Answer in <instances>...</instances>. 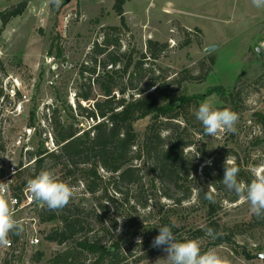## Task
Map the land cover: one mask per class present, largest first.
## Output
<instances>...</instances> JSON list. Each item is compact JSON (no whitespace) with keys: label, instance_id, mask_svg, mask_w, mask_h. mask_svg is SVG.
<instances>
[{"label":"rangeland","instance_id":"obj_1","mask_svg":"<svg viewBox=\"0 0 264 264\" xmlns=\"http://www.w3.org/2000/svg\"><path fill=\"white\" fill-rule=\"evenodd\" d=\"M24 1L0 0V29L1 14L14 11ZM115 1L72 0L64 5L65 0H60L57 6L53 0H32L25 4L22 15L12 18L3 28L0 65L6 76L19 78L27 87L32 97L27 116L30 111L37 110V118L44 120L47 110L54 115L55 108H58L64 120L77 123L82 129H89L94 124L77 114L80 69L87 63L94 43L102 41L103 29L120 26V18L114 11ZM123 11L129 30L122 31V51L129 57L132 49L140 54L146 53L149 40L167 44L168 49L161 58L154 65L150 60L145 67L154 68L160 81L166 78L180 81L173 86L176 95L183 93L200 98L198 104L186 110L181 121L183 127L186 126L190 133L196 132L195 127L204 129L195 113L206 100L216 108L231 109L239 116L234 133L196 135L197 145L189 150L194 153L200 148L210 158L201 162L198 176L212 160L223 168L228 156L238 165V175L243 174L249 183L255 178V170L264 172V122L258 116V113L264 115V7L256 8L252 0H125ZM208 47H215V50L206 53ZM138 58L134 56L135 61ZM186 70L198 78L183 81ZM129 77L128 74L123 79L124 84L132 79ZM135 78L133 83H136ZM220 88L227 92L234 89L239 93L237 107L224 103L217 93L209 94L210 89ZM95 94H98L97 90ZM130 94L128 91L126 96ZM83 106L89 104L83 103ZM28 120L27 117L21 118L20 126L28 124ZM150 121L148 117L135 123L136 132L143 135ZM38 141L36 138L35 146ZM199 157L200 154L196 159ZM49 171L59 178L56 170ZM64 183L70 185L69 180ZM145 183V193H134L135 207L124 205L119 208L129 223L139 229L137 231L151 237L148 227L166 213L171 214L184 233L207 222L205 209L197 205L194 198L183 206L171 207V202L156 197L159 194L154 195L150 183ZM70 186L75 193L70 201L88 209L96 205L82 183ZM223 193L230 197L235 195L228 189ZM109 194H114L111 188ZM150 195H154L155 200H149L148 208L143 209L142 203L145 198L151 199ZM221 197L217 196V201ZM45 206L40 202L33 209L21 211L18 220L21 219L25 226V242L21 241L23 244L19 246L17 258L0 245V264H48L50 258L65 248L45 241L46 234L59 225L40 222L39 212ZM109 206L107 223L112 233L119 235L125 230V221L115 218L116 210L112 204ZM170 208H173L171 212ZM150 211L153 213L149 214ZM217 215L222 225L235 229V243L209 247L207 241L199 240L201 252L214 250L227 257L231 264H264V219H256L249 203L240 199L235 203L223 201ZM114 218L119 219L117 229L112 226ZM33 235L40 239V244L31 247L25 243ZM38 251L44 253L39 262L34 259ZM131 254L135 257L133 259L145 257L139 264H169L163 249L153 247L152 243L132 250Z\"/></svg>","mask_w":264,"mask_h":264},{"label":"trees","instance_id":"obj_2","mask_svg":"<svg viewBox=\"0 0 264 264\" xmlns=\"http://www.w3.org/2000/svg\"><path fill=\"white\" fill-rule=\"evenodd\" d=\"M124 4L125 0L115 1L114 11L120 18V26L103 29L102 41L94 43L87 63L80 69L77 114L94 124L89 129H82L79 124L64 120L60 110L55 108L53 129L58 149L46 153L41 145L36 155L32 154V157H38L35 172L28 171L23 183L27 184L42 170H56L57 180H69L72 186L82 183L96 204L88 209L70 201L61 209L50 210L46 205L40 210L38 217L41 223H59L46 234L45 241L65 247L50 258L48 264H139L145 257L133 259L132 250L152 243L159 233L158 227L163 225H174L172 231L181 242L187 237L205 240L209 247L235 243V229L222 225L217 215L223 201L235 203L239 200L236 194L230 197L223 193L227 191L222 180L225 164L219 168L218 162L212 160L198 176L201 162L210 158L200 148L194 153L189 149L197 145L196 135L203 136L205 132L195 127L196 132L190 133L181 123L186 110L198 104L200 98L183 93L176 95L173 86L180 81L168 78L160 81V75H156L154 68L145 67L150 60L154 65L161 58L168 49L167 44L149 40L146 53L140 54L132 49L129 57L122 51V31L129 30ZM24 7L22 4L14 11L1 14L0 35L12 18L22 15ZM134 56L139 58L135 61ZM3 72L0 65V96L2 77L6 76ZM128 74L132 79L124 84L123 79ZM183 75V81L198 78L190 75L189 70ZM134 76L136 83H133ZM96 90L98 94H95ZM128 91L131 94L127 97ZM213 93H217L224 103L237 107L239 93L234 89L229 92L223 88L210 89L209 94ZM83 103L89 106H83ZM258 116L264 122V115L258 113ZM148 117L151 121L141 135L136 132L134 124ZM199 154V159H196ZM147 177H150L149 181H146ZM238 179L249 183L243 174L238 175ZM145 182L150 183L154 195L159 194L156 197L171 202V207L183 206L194 198L196 204L205 209V225L184 233L171 214L166 213L148 227L151 237L137 231L139 229L129 223L119 208L124 205L135 207L134 193H145ZM110 188L114 191L112 196ZM206 193L212 194L213 201L206 198ZM154 195H150L151 199L145 198L143 209L148 208L149 200H155ZM217 196L222 200L217 201ZM109 204L116 210L115 218L125 221V230L119 235H114L107 223ZM114 219L112 226L117 229L119 219ZM208 229L214 230L212 235L208 234ZM21 234L14 233V240L18 241ZM43 256L44 253L38 251L34 259L39 262ZM12 257L17 258L15 255Z\"/></svg>","mask_w":264,"mask_h":264},{"label":"clouds","instance_id":"obj_3","mask_svg":"<svg viewBox=\"0 0 264 264\" xmlns=\"http://www.w3.org/2000/svg\"><path fill=\"white\" fill-rule=\"evenodd\" d=\"M53 2L58 6L60 0H53ZM252 4L256 8H261L264 7V0H252ZM195 115L202 123L204 132L208 136H216L222 132L234 133L235 125L239 119L235 111L228 108H216L208 100L199 105ZM238 173L239 168L236 166L234 158L228 156L225 160L223 184L229 191L234 192L241 202L249 203L252 214L258 219H264V172L255 170V178L247 184L238 179ZM2 189H4V184L0 183V190ZM27 189L33 200L43 202L50 210L67 206L75 194L69 184L57 180L48 170H42L37 176L29 179ZM206 198L213 201L211 193H206ZM172 227L174 225L158 227L159 233L152 242L153 247L162 248L167 254L165 260L169 264H231L227 257L220 256L214 250L202 253L197 240L185 237L183 242L179 241L174 235ZM22 231L23 225L14 218L9 201L0 195V245L8 246L10 244L8 239L10 232L18 235ZM213 232V229H208L209 235H212Z\"/></svg>","mask_w":264,"mask_h":264},{"label":"built area","instance_id":"obj_4","mask_svg":"<svg viewBox=\"0 0 264 264\" xmlns=\"http://www.w3.org/2000/svg\"><path fill=\"white\" fill-rule=\"evenodd\" d=\"M2 94L0 96V183L4 184V189L0 190L8 201L10 208L14 213V218L18 220L21 211L33 209L40 204L31 198L27 189V184H23L25 175L28 171L35 172L36 155L40 146L43 145L46 153L57 151L58 146L55 142L53 129V112L47 110L43 115L44 120L37 118V110L30 111L27 116V110L32 104V97L24 87V83L17 77L11 75L2 79ZM27 117L28 124L20 126L21 118ZM29 117V118H28ZM33 119L31 120V118ZM39 139L35 146V140ZM53 146L55 149L50 148ZM36 220V219H32ZM18 221L21 222V219ZM25 226L18 241L13 238L14 233H9L10 244L2 246L12 255L17 257L19 246L24 241ZM31 247L40 244V239L33 235L29 241Z\"/></svg>","mask_w":264,"mask_h":264},{"label":"water","instance_id":"obj_5","mask_svg":"<svg viewBox=\"0 0 264 264\" xmlns=\"http://www.w3.org/2000/svg\"><path fill=\"white\" fill-rule=\"evenodd\" d=\"M31 1H32V0H25L23 3L26 4V3H29V2H31ZM71 1H72V0H65L64 5L69 4ZM214 50H215V47H208V48L206 49V53L213 52ZM258 52H259V51H258Z\"/></svg>","mask_w":264,"mask_h":264},{"label":"flooded vegetation","instance_id":"obj_6","mask_svg":"<svg viewBox=\"0 0 264 264\" xmlns=\"http://www.w3.org/2000/svg\"><path fill=\"white\" fill-rule=\"evenodd\" d=\"M22 4H24V3H22ZM22 4H20V5H22ZM20 5H17L16 8H19ZM16 8H15V9H16Z\"/></svg>","mask_w":264,"mask_h":264}]
</instances>
